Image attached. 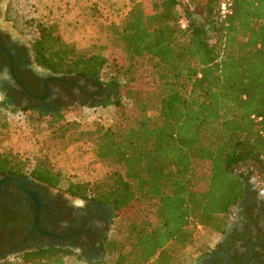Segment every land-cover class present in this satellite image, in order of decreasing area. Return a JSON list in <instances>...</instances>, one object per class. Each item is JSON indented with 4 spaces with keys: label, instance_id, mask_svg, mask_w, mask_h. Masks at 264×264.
Here are the masks:
<instances>
[{
    "label": "trees",
    "instance_id": "16d2710c",
    "mask_svg": "<svg viewBox=\"0 0 264 264\" xmlns=\"http://www.w3.org/2000/svg\"><path fill=\"white\" fill-rule=\"evenodd\" d=\"M222 1L208 0L201 17L184 0H125L117 12L110 0H92L91 21L119 43L112 47L90 36L89 47L80 48L60 36L56 23L26 21L40 66L90 75L117 90L102 103L116 110L111 125L84 130L64 112L46 116L53 139L85 141L108 170L98 181L71 180L62 188L115 205L106 255L88 263L75 258L82 264H198L222 245L230 213L245 196L250 172L236 175L237 166L255 165L264 184V0H230L226 16ZM109 48L119 51V61L103 53ZM105 68L112 72L107 79ZM8 111L0 100L1 128ZM14 170L56 188L65 181L46 156L0 150V171ZM204 230L219 240L189 253ZM66 255L39 248L0 264H68L73 257Z\"/></svg>",
    "mask_w": 264,
    "mask_h": 264
},
{
    "label": "flooded vegetation",
    "instance_id": "af4514ba",
    "mask_svg": "<svg viewBox=\"0 0 264 264\" xmlns=\"http://www.w3.org/2000/svg\"><path fill=\"white\" fill-rule=\"evenodd\" d=\"M7 4L0 0V21L6 18ZM0 46L5 50H0V100L10 111L49 116L79 106H100L117 94L116 88L96 77L43 68L34 60L31 43L14 36L1 22ZM115 213L113 203L71 195L29 172L0 171V261L39 248H59L66 257L85 263L101 261ZM220 243L213 252L226 251L233 264H264V191L250 178ZM208 256H203L206 261ZM211 264L228 263L217 255Z\"/></svg>",
    "mask_w": 264,
    "mask_h": 264
},
{
    "label": "rangeland",
    "instance_id": "374dc122",
    "mask_svg": "<svg viewBox=\"0 0 264 264\" xmlns=\"http://www.w3.org/2000/svg\"><path fill=\"white\" fill-rule=\"evenodd\" d=\"M53 1V0H52ZM55 1V0H54ZM113 11L124 9L125 0H110ZM190 4L191 10L199 16L204 15V4L208 0H184ZM150 2V1H149ZM55 7L49 3L44 4L40 0H8L7 15L1 19L4 27L10 28L11 32L17 38L22 37L28 43L35 38V32L30 28L26 21L30 18H36L46 21L47 23H56L58 25L60 36L67 42L72 41V23L74 19L88 20L92 23L90 5L92 0H56ZM86 10L87 18L83 16ZM92 33L90 36H98L100 43L105 45L119 46L117 41L111 40L110 36L105 33L102 25L92 23ZM18 35V36H17ZM80 48H88L90 41H76ZM103 53L110 59L117 58L120 60V53L114 48L104 50ZM148 70H152L148 68ZM111 70L105 68L101 75L107 79L111 75ZM147 78V77H146ZM68 121H77L81 129H90L96 123L108 126L114 123L116 119V110L111 105L100 106H82L74 107L64 111ZM5 128L0 127V150H11L17 153L21 158L33 159L35 157L46 156L50 159L56 171L63 174L65 181L59 187L62 189L71 180L75 181H98L107 173V168L95 160L93 151L88 149L85 141H79L72 145H67L65 140H57L51 137L47 127V117L39 116L37 113H22L19 111H8L6 114ZM31 161V160H29ZM244 172L249 174V178L256 184L258 189L264 191V184L260 180L261 173L255 165L237 166L235 173ZM69 175V176H68ZM132 208L123 212L129 214ZM117 223L112 226L114 233ZM194 244L189 248V253H196L204 247L213 246L220 238L217 233L211 231H201ZM68 264H82L74 258H66Z\"/></svg>",
    "mask_w": 264,
    "mask_h": 264
},
{
    "label": "crops",
    "instance_id": "0c3cea01",
    "mask_svg": "<svg viewBox=\"0 0 264 264\" xmlns=\"http://www.w3.org/2000/svg\"><path fill=\"white\" fill-rule=\"evenodd\" d=\"M40 2H44V4L49 3L55 7L54 2H56V0L55 1L54 0L53 1L52 0H40ZM88 9H89V11H91L90 8H88ZM79 12H84L83 16L85 18H87L86 12H88V11L82 9L80 11H77V13H79ZM72 29H74V31L72 33V40L85 41L89 35H93V33L91 31L92 30V23L88 20V18H87V21L83 24V26L78 24V27L75 28L72 25ZM88 32H90L89 35H87Z\"/></svg>",
    "mask_w": 264,
    "mask_h": 264
},
{
    "label": "water",
    "instance_id": "95a60500",
    "mask_svg": "<svg viewBox=\"0 0 264 264\" xmlns=\"http://www.w3.org/2000/svg\"><path fill=\"white\" fill-rule=\"evenodd\" d=\"M0 50L5 52V50H4L1 46H0ZM235 174L238 175L237 173H235ZM6 180H8V179H6ZM9 181H12V179H9ZM12 182H14V181H12ZM217 255L223 257V258L226 260V262H227L228 264H233V263L231 262L230 258L228 257L226 251H223V252H221V251H218V252H212L211 254H209V256H208V258H207V261H206V258H205V257H202V258L199 260L198 264H211L212 260H213L214 257L217 256Z\"/></svg>",
    "mask_w": 264,
    "mask_h": 264
},
{
    "label": "built area",
    "instance_id": "2783aa9c",
    "mask_svg": "<svg viewBox=\"0 0 264 264\" xmlns=\"http://www.w3.org/2000/svg\"><path fill=\"white\" fill-rule=\"evenodd\" d=\"M231 1L230 0H223L220 6V14L221 16H226L231 12L230 9Z\"/></svg>",
    "mask_w": 264,
    "mask_h": 264
}]
</instances>
